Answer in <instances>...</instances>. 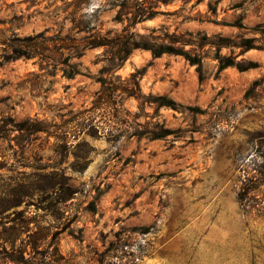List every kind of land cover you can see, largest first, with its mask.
<instances>
[{
    "label": "rangeland",
    "instance_id": "rangeland-1",
    "mask_svg": "<svg viewBox=\"0 0 264 264\" xmlns=\"http://www.w3.org/2000/svg\"><path fill=\"white\" fill-rule=\"evenodd\" d=\"M121 1L0 0V264H264V214L237 198L241 162L264 151V0H139L150 18L134 30L193 32L186 49L202 55V79L183 56L136 49L115 73L141 71L145 94L182 105L123 106L175 134L74 138L68 122L90 107L115 51L84 40L122 29ZM237 19L250 29L228 25ZM238 35L262 49L219 50ZM15 50L33 55L4 60ZM218 52L256 66L220 70ZM68 64L81 74L63 76ZM34 120L47 131L22 125Z\"/></svg>",
    "mask_w": 264,
    "mask_h": 264
},
{
    "label": "trees",
    "instance_id": "trees-1",
    "mask_svg": "<svg viewBox=\"0 0 264 264\" xmlns=\"http://www.w3.org/2000/svg\"><path fill=\"white\" fill-rule=\"evenodd\" d=\"M168 3L169 0H161ZM120 9L114 20L123 25L120 31L114 33L112 38L104 37L102 34H93L87 37L84 42L86 47H112L115 51L105 57L103 66L99 69V75L95 81L100 84V89L96 91L90 107L84 108L73 115L68 122L67 133L73 135L74 138L82 133H95L99 130L106 132L109 140H118L121 136L127 135L128 139L136 137L142 139L144 137L151 140L162 139L175 134V130L168 127L165 123L157 121L141 122L140 115L132 114L123 106L122 99L124 97L134 98L139 102V108H145L146 105L155 106V113L162 107L177 109L179 104L173 98L167 95H154L153 93L145 94L140 85V79L143 75L141 71H135L129 77L123 78L116 74V70L121 68L124 62L136 49L150 51L154 57H160L164 54H174L183 56L191 65L196 66L199 78L203 76V57L199 53H193L186 49L187 45L194 44L193 40L188 36H193V32L184 34L170 33L160 28L150 29V34H142L134 30V26L150 18L143 8L141 9V1L139 0H122L119 3ZM216 9L213 8V11ZM125 21L127 24H125ZM228 25L238 29H250L241 19H237ZM260 26L253 28L258 31ZM264 34V28L261 29ZM204 39L209 40L207 33L203 35ZM224 42L217 43L219 50L221 47L231 45L241 49L245 53L251 49H262L261 46L255 44V37H247L238 35L235 37H224ZM67 48L75 49L76 44L67 43ZM32 52H21L15 50L12 54H7L4 60H12L25 56L32 57ZM219 62V69H225L235 66L241 71L251 69L256 66L253 62L245 65L243 62H236L230 57H225L219 52L215 56ZM70 70L63 69V76L66 78H74L81 74L76 64H68ZM187 109L193 110L191 106ZM27 127L30 132L47 131V126L42 121L34 120L32 124L26 121L22 124ZM24 129V128H21ZM3 166L0 160V168ZM240 169L243 172L240 176L241 184L237 192V198L243 209L256 211L258 214H264V151L256 154L255 157L248 161L241 162ZM89 205L92 210H96L95 201H91ZM20 263L29 264V261L21 258Z\"/></svg>",
    "mask_w": 264,
    "mask_h": 264
}]
</instances>
